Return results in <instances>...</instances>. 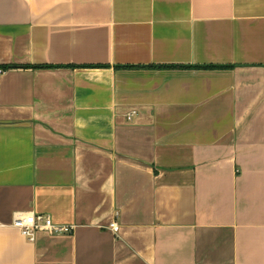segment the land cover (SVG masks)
<instances>
[{
  "label": "crops",
  "instance_id": "crops-1",
  "mask_svg": "<svg viewBox=\"0 0 264 264\" xmlns=\"http://www.w3.org/2000/svg\"><path fill=\"white\" fill-rule=\"evenodd\" d=\"M3 66L0 264H264V0H0Z\"/></svg>",
  "mask_w": 264,
  "mask_h": 264
},
{
  "label": "built area",
  "instance_id": "built-area-1",
  "mask_svg": "<svg viewBox=\"0 0 264 264\" xmlns=\"http://www.w3.org/2000/svg\"><path fill=\"white\" fill-rule=\"evenodd\" d=\"M3 70L0 69V76ZM135 115V112H131L127 116V121H130ZM12 227L17 229L21 236H23L28 242L33 243L35 240V234L37 232H44L50 235H69L74 229V226L58 225L52 222L51 218L43 215L29 212L27 214H20L14 217ZM110 230L113 232L118 231V226L115 223L110 224Z\"/></svg>",
  "mask_w": 264,
  "mask_h": 264
},
{
  "label": "trees",
  "instance_id": "trees-1",
  "mask_svg": "<svg viewBox=\"0 0 264 264\" xmlns=\"http://www.w3.org/2000/svg\"><path fill=\"white\" fill-rule=\"evenodd\" d=\"M10 68H12V66H3L0 69H2L3 71H6L7 69H10ZM151 68H158V69L159 68H161V69H166V68H170V69H187L185 67H175V66H169V67H151ZM36 69H38V68H36ZM42 69H44V68H42ZM122 69H131V67H124ZM205 69H207V68H205Z\"/></svg>",
  "mask_w": 264,
  "mask_h": 264
}]
</instances>
